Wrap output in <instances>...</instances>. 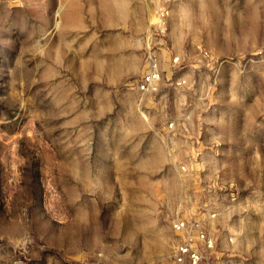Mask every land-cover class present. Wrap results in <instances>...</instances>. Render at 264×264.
Segmentation results:
<instances>
[{
    "label": "rangeland",
    "instance_id": "1",
    "mask_svg": "<svg viewBox=\"0 0 264 264\" xmlns=\"http://www.w3.org/2000/svg\"><path fill=\"white\" fill-rule=\"evenodd\" d=\"M109 1L0 0V264H264V0Z\"/></svg>",
    "mask_w": 264,
    "mask_h": 264
},
{
    "label": "built area",
    "instance_id": "2",
    "mask_svg": "<svg viewBox=\"0 0 264 264\" xmlns=\"http://www.w3.org/2000/svg\"><path fill=\"white\" fill-rule=\"evenodd\" d=\"M155 47H149L146 51L145 65L136 88L141 93H155L158 90L161 77L160 54ZM177 57L172 59L175 65ZM173 229L183 234V239L173 249V264H212L208 252L214 248V239L198 222H185L177 220L173 223Z\"/></svg>",
    "mask_w": 264,
    "mask_h": 264
},
{
    "label": "bare ground",
    "instance_id": "3",
    "mask_svg": "<svg viewBox=\"0 0 264 264\" xmlns=\"http://www.w3.org/2000/svg\"><path fill=\"white\" fill-rule=\"evenodd\" d=\"M106 1H109V0H106ZM122 4L120 3V5H118V3L117 4L116 3L112 4L111 2L110 3L106 2L105 5H104V8L106 9V11L108 13L116 14V13L119 12V13L124 14V11H125L124 9L125 8L123 7Z\"/></svg>",
    "mask_w": 264,
    "mask_h": 264
}]
</instances>
